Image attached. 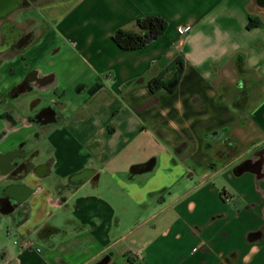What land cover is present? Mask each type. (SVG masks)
<instances>
[{"label":"crops","instance_id":"1","mask_svg":"<svg viewBox=\"0 0 264 264\" xmlns=\"http://www.w3.org/2000/svg\"><path fill=\"white\" fill-rule=\"evenodd\" d=\"M27 11L0 92L31 72L46 83L11 98L18 127L0 122V156L24 144L29 157L23 176L0 171V198L29 191L1 214L0 264H264V6L37 0ZM149 16L166 22L159 38L114 45ZM177 58L175 92H150ZM26 96L53 102L55 121L24 123Z\"/></svg>","mask_w":264,"mask_h":264},{"label":"flooded vegetation","instance_id":"2","mask_svg":"<svg viewBox=\"0 0 264 264\" xmlns=\"http://www.w3.org/2000/svg\"><path fill=\"white\" fill-rule=\"evenodd\" d=\"M20 3L7 10L4 15H0V65L4 60H8L24 48V30L13 23V17L19 12H24L33 7L37 0H19ZM259 6H264V0H256ZM7 61V62H8ZM46 79L36 78L34 74L28 73L23 80L16 85L10 86L0 92V122H5L10 126L20 125L16 120L15 110L8 106L11 98L25 91L34 93ZM40 103V97L32 99L30 112H33ZM53 102L39 109L37 112L26 116L24 123L27 125H39L46 122H54L56 119V109L52 108ZM6 134L4 128L0 129V139ZM24 144H19L16 149L8 154L0 156V171L5 177L16 178L25 175L28 166V155L23 151ZM29 191L22 186L10 187L5 190L0 198V217L1 214L11 213L16 215L19 208L24 207V198ZM23 213L21 217H24Z\"/></svg>","mask_w":264,"mask_h":264},{"label":"trees","instance_id":"3","mask_svg":"<svg viewBox=\"0 0 264 264\" xmlns=\"http://www.w3.org/2000/svg\"><path fill=\"white\" fill-rule=\"evenodd\" d=\"M256 22H253L249 18L247 25L248 29L256 26ZM137 32L131 33L124 30H117L113 33L111 39L114 45L122 51H137L146 47L148 44L159 38L166 29V22L159 17H143L136 21ZM183 63L180 58L173 61L164 74L148 81L147 87L150 92L155 93L159 90H164L170 94L174 93L178 87L181 75H182ZM153 167L152 162H148L145 165L135 166L131 168L130 175L136 173V171H142L143 169H151Z\"/></svg>","mask_w":264,"mask_h":264},{"label":"rangeland","instance_id":"4","mask_svg":"<svg viewBox=\"0 0 264 264\" xmlns=\"http://www.w3.org/2000/svg\"><path fill=\"white\" fill-rule=\"evenodd\" d=\"M30 14L31 13L26 10L24 12H19V13L15 14V17H13L12 19L14 21H18L19 22V21L22 20V18L24 16L30 15ZM12 72H13V68L11 67L10 64L6 63L0 70V76L2 77V82H10L11 76H12ZM233 98H235V97H233ZM31 99L32 98H30V96L24 97V102L22 103V105L20 107L17 108L18 110H16V112L19 111V113H21L22 115H26V116L37 112L39 110V108H36L35 110H33V112H30V107H31V103H32ZM252 99L255 100L256 98L253 97ZM212 146L214 147V144ZM216 146H217V144H215V147ZM216 154H217V152H216Z\"/></svg>","mask_w":264,"mask_h":264},{"label":"water","instance_id":"5","mask_svg":"<svg viewBox=\"0 0 264 264\" xmlns=\"http://www.w3.org/2000/svg\"><path fill=\"white\" fill-rule=\"evenodd\" d=\"M19 0H0V15H4L10 8L19 5Z\"/></svg>","mask_w":264,"mask_h":264},{"label":"built area","instance_id":"6","mask_svg":"<svg viewBox=\"0 0 264 264\" xmlns=\"http://www.w3.org/2000/svg\"><path fill=\"white\" fill-rule=\"evenodd\" d=\"M190 30V27L189 26H182V27H180V28H178V33L180 34V35H183V34H185L186 32H188Z\"/></svg>","mask_w":264,"mask_h":264}]
</instances>
